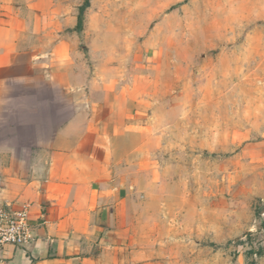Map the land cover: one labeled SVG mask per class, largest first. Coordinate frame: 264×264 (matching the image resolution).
Instances as JSON below:
<instances>
[{
  "label": "crops",
  "instance_id": "0c3cea01",
  "mask_svg": "<svg viewBox=\"0 0 264 264\" xmlns=\"http://www.w3.org/2000/svg\"><path fill=\"white\" fill-rule=\"evenodd\" d=\"M73 1L0 0V207L33 235L0 264H213L229 208L168 163L176 96L89 69Z\"/></svg>",
  "mask_w": 264,
  "mask_h": 264
},
{
  "label": "rangeland",
  "instance_id": "374dc122",
  "mask_svg": "<svg viewBox=\"0 0 264 264\" xmlns=\"http://www.w3.org/2000/svg\"><path fill=\"white\" fill-rule=\"evenodd\" d=\"M86 2L89 69L97 60L118 81L155 72L164 96H176L180 154L168 163L194 170L196 187L212 194L205 201L229 208L231 237L214 245L213 264H264V0L73 4Z\"/></svg>",
  "mask_w": 264,
  "mask_h": 264
},
{
  "label": "built area",
  "instance_id": "2783aa9c",
  "mask_svg": "<svg viewBox=\"0 0 264 264\" xmlns=\"http://www.w3.org/2000/svg\"><path fill=\"white\" fill-rule=\"evenodd\" d=\"M32 240L28 207L18 210L0 207V250L6 245L25 247Z\"/></svg>",
  "mask_w": 264,
  "mask_h": 264
},
{
  "label": "trees",
  "instance_id": "16d2710c",
  "mask_svg": "<svg viewBox=\"0 0 264 264\" xmlns=\"http://www.w3.org/2000/svg\"><path fill=\"white\" fill-rule=\"evenodd\" d=\"M88 7V3L86 2L83 6L79 8V14H78V21L76 25V30H80L82 27V19H83V13L85 9ZM264 227V223H263ZM255 254L254 252H248L247 255ZM256 255V254H255Z\"/></svg>",
  "mask_w": 264,
  "mask_h": 264
}]
</instances>
